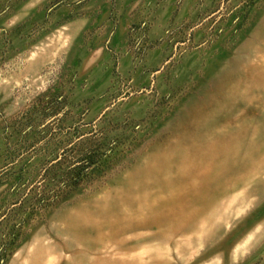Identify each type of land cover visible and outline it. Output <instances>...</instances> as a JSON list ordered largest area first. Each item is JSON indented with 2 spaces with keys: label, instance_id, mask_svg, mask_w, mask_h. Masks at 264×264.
<instances>
[{
  "label": "rangeland",
  "instance_id": "374dc122",
  "mask_svg": "<svg viewBox=\"0 0 264 264\" xmlns=\"http://www.w3.org/2000/svg\"><path fill=\"white\" fill-rule=\"evenodd\" d=\"M0 264H264V0H0Z\"/></svg>",
  "mask_w": 264,
  "mask_h": 264
},
{
  "label": "bare ground",
  "instance_id": "6f19581e",
  "mask_svg": "<svg viewBox=\"0 0 264 264\" xmlns=\"http://www.w3.org/2000/svg\"><path fill=\"white\" fill-rule=\"evenodd\" d=\"M185 129V128H184Z\"/></svg>",
  "mask_w": 264,
  "mask_h": 264
}]
</instances>
